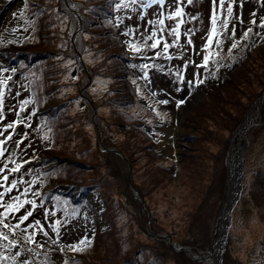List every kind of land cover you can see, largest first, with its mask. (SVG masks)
<instances>
[{
	"label": "rangeland",
	"instance_id": "374dc122",
	"mask_svg": "<svg viewBox=\"0 0 264 264\" xmlns=\"http://www.w3.org/2000/svg\"><path fill=\"white\" fill-rule=\"evenodd\" d=\"M31 1L0 0V65L9 66L13 73L12 77L6 76L4 79L0 76V81H4V85L0 86V92L4 95V104L0 110V141L4 142L0 145L4 150V155L0 157V194H2L0 205L12 203L14 197L35 201V204H25L19 211L11 213L4 207H0V214L6 217L4 222L12 225L18 223L17 218L26 214L27 211L33 213L29 220L14 233L9 232L3 225H0V231L21 237L22 230L27 228L29 233H35L34 237H37L38 229L31 228L29 225L39 220L44 231L48 233V236L43 234V237L48 241L55 240L66 248L85 237L99 236L100 239L95 242L101 245V248H111L115 245L114 238L119 240L118 234L126 231L127 243L132 252L127 253L124 259L121 258L119 264H147V259L154 257L153 252L148 248L155 251L157 247L158 252L165 250L163 247L169 242V237L160 236L159 233L170 234L176 246H182L181 249L177 248L181 251L176 253V257L175 254L169 253L172 259L161 252L160 258L166 264H210L207 256L216 252L215 239L222 236L224 241L218 252L220 264H264V242L262 241L264 202L257 206L250 193L252 173L258 161L264 159V111L261 112L264 106V88L259 92V84H264V69L258 68L257 76H254L252 81H245L241 74L250 71L245 69L247 63L236 69L240 62L245 61L240 54L235 56V59L239 61L235 64L234 70L221 68L216 78L213 77V73L210 74L207 67H197L202 64L203 55L206 54L203 49L206 37L211 31L212 0H194L191 5L187 3L182 5L185 23L180 28L181 36L175 45H173L174 38L168 34L167 27L174 26L175 21L166 19L168 13L174 10L172 0H165L163 6L155 0H147L145 6L140 9L124 7L121 9V16L118 17L113 12L112 16L106 15L105 8L98 0L93 8L91 6L94 0L88 6L84 4L83 6L86 7L84 14L80 8L82 5L78 6V9L73 11L76 17L72 15L74 18L72 22L76 24L73 39L79 28L77 16L90 18L93 13L96 16L86 21V27L96 26L98 33L104 39L106 36L112 41L111 44L106 39L107 43L87 42L90 52L97 57L94 67L97 71L95 74L98 75H93L86 80L80 78L77 85L67 83L68 95L60 94L64 90V84H61L60 89L57 90L58 81L46 68V72L43 70V62L35 63L34 67L27 64L26 58L24 62V55H28L29 52L22 47L24 44L18 43L20 40H12L15 32H26L30 26L27 23L30 20L28 17L22 21L19 18L20 20H16L14 26L10 25L11 22L14 23V13L20 4L22 9L25 5L27 9L32 8L29 11L34 17L33 20L41 24H38L39 26L43 29L50 27L45 24L48 20L44 18V8L38 6L41 3ZM229 1L225 0V8L221 11L219 0H217V29L225 30L223 34L226 38L225 43L219 47H226L233 40L241 41L242 47L236 49H242L241 51L246 52V56H251L247 61L250 64L249 61L252 59L254 64L252 63L249 68L251 71L256 70L258 63L264 58V53L262 54L264 45L258 48L259 45L264 44V29L260 28L259 22L256 25L250 22L254 18L259 21L264 16V0H234V2L231 0L233 15L230 19L226 11ZM72 2L67 0L68 5L74 6ZM111 3V1L104 2L105 7H111ZM98 10L104 13L98 15ZM33 11L36 12L38 19ZM127 12L129 13L125 15ZM193 16L196 17L195 20L191 19ZM159 19H165L163 32L160 31L158 23H149ZM224 19H228L227 29L223 28ZM121 21L122 24H119ZM249 27L253 29L251 38L244 39L242 37L244 30ZM189 28L193 29L192 45L187 44V37L184 35ZM125 29L132 31L133 34L127 35ZM233 29L235 30L234 38L230 35L231 33L229 34V31ZM154 30L159 37L163 36L160 37L162 42L159 47L152 48L149 45L142 50L146 51L148 58L141 57L139 53L130 52V44L134 39L152 44L154 40L147 38ZM53 33L51 34L56 37ZM93 33H87L89 39L93 38ZM164 40L173 45L168 50L177 56H168L163 63L161 58L156 56V52L160 51L161 47L164 49ZM215 45L214 39L213 46ZM76 52L78 53L77 47ZM49 54L53 56L51 52ZM161 56L164 57L165 53L161 52ZM52 58L47 59L45 64ZM145 60H152L148 70L137 67L136 61L139 63ZM55 65L54 68L58 67L57 63ZM66 67L73 73L66 72L68 76L73 77L76 74L74 80L82 76L83 70L80 67L75 68L71 65ZM100 67L103 71L99 72ZM185 69L186 72L183 74L182 71ZM197 73H199L198 76ZM45 79H48V84L45 83ZM200 80L203 83H199ZM46 87L47 91H51L53 95L50 98L46 96L48 92H44ZM86 88H89V92L85 91ZM106 91L107 93L104 94ZM247 93L254 96V101L242 108L244 118L237 127L234 126L232 132L237 135V138L234 141L231 137L227 151L229 153L234 144L233 151L241 152L239 153L241 179L239 178L238 183L241 188V180L243 181L244 178L245 186L241 188L240 196L230 217L227 212V223L222 224L221 229L220 225L225 217L224 209L229 197V167L224 191L225 199L221 201L220 208L218 204L215 207L210 205V198L216 193V181L219 178L218 172H214L212 168L213 158L219 151L220 140L224 138L226 141V136L224 131L222 136L221 130L210 125L209 121L215 117L214 115H209L211 117L207 118L204 115L215 113L220 108H228L230 102H237ZM79 96H81L78 102L81 107L79 112L73 109L69 111L68 107L63 106L68 100H72L69 105H73L76 102L74 97ZM25 101L27 103H24ZM164 101L167 103H163ZM203 101H206L205 105L208 106L197 107ZM47 103L49 106L43 111L60 113L51 117L46 115L51 121L45 125L42 120L45 113H41V107ZM56 104L59 108L54 110ZM258 105L259 112H257ZM21 106L27 116L25 121H23L24 113L21 111ZM251 113H255L254 118L241 134L240 126L247 122ZM130 119L137 123H147L151 126L149 127L151 130L155 129L158 136L157 142L153 145L159 156L148 151L147 142L142 143L137 140V134L133 132L142 125L138 126ZM226 121L227 125L233 124L228 119ZM23 122H31V124L27 127ZM64 122H70L76 129L71 132L70 140H63L66 144L72 143L73 148L70 151L60 152V150H54L53 143H56L55 134L58 128H68V124L63 125ZM9 123H13L14 127L5 131ZM87 123L91 124L94 139L98 140L99 145L101 143L100 147L104 150H101L102 153L86 141L92 138L91 132L89 134L84 129H88ZM221 124V121L217 123V125ZM251 127L253 130L247 131ZM104 129H109L108 134ZM104 135H107L105 136L107 139L111 136L115 144L126 151H120V148L113 144L111 146L103 144ZM190 135L193 137L190 138ZM8 136L12 139L9 140ZM87 147L93 150L90 151L86 149ZM83 149L90 151V154L88 156L80 154L79 152ZM105 149L111 152L106 153ZM48 152L61 158L59 161L67 160L66 163H69L71 168H80L90 177L88 181L93 183L92 189L83 193L84 200L76 210L72 209L68 219H65L63 209L56 201L51 199L45 204L43 196L47 195L46 190L55 189L70 193L74 189L50 177H47V183H42L43 175L33 167L36 163H41ZM185 156H188V160L180 166L179 162L181 163V159ZM117 159L122 163L119 169L114 165ZM161 160L164 161L161 162ZM159 163H164L167 168L170 165L171 167L169 170L161 168L158 166ZM17 165L21 166L20 170L12 172L11 169ZM2 174H7V181H4ZM130 176L141 190L129 183ZM13 180L17 181V186L11 192H5L6 188H11ZM237 193L238 190L234 197ZM75 194L78 195L77 192ZM112 195H114L113 202L109 203ZM136 195L142 202L135 199ZM218 196H215L211 202L214 203ZM211 207H214L216 211L210 212ZM203 212L209 217H203ZM132 219L134 221L128 228L126 223ZM57 221L60 222L57 225L59 235L53 230V225H56ZM114 223L119 228H114ZM110 229L112 232L109 233ZM140 247H144V250H140ZM66 255L69 256L63 249L57 252L54 258L62 261Z\"/></svg>",
	"mask_w": 264,
	"mask_h": 264
},
{
	"label": "trees",
	"instance_id": "16d2710c",
	"mask_svg": "<svg viewBox=\"0 0 264 264\" xmlns=\"http://www.w3.org/2000/svg\"><path fill=\"white\" fill-rule=\"evenodd\" d=\"M69 1H73V5L74 6H70L67 3V0H32V3H41V5L38 6H42L44 8V18H46L48 21L45 23L47 27L49 28H45L43 29L41 26H39L38 24L40 23H36V21H34V17L31 14V12L29 11V9L32 10V8L27 9V5H25V7L22 9L21 8V4L20 6L16 9V15L14 13V23L11 22V26L15 25V21L18 20L19 18L22 19L28 17L30 20L27 22L30 24V26L28 27L26 32H21V33H16L15 35H12L13 41H17L20 40L18 43L19 44H24L22 47L27 49V51L29 52L28 55H24V62H25V58L26 61L28 62L27 64L30 66H35V63L37 62H43V70L46 72L45 68L47 69L48 72L54 74V78L55 80L58 81V86H57V90L60 89V85L64 84L63 88L64 90L61 91L60 94L63 95H68V89L66 88V84L67 83H72L73 85H77L79 83L80 78L82 80H86L87 78H92L93 75H98L95 74L96 68L94 67V65L97 63L95 62V59L97 58L96 56H93L92 53L90 52V49L88 48V43H92V42H96L98 44L100 43H107L106 40L108 41L109 44H111L112 39H109L105 36L104 37L98 33L99 31L97 30L96 26H92V27H86V21L90 20V19H94L92 17H95L96 15L92 13V17L90 18H82V23L81 26H78V30L75 34V38L73 39V35H74V31H75V25L72 21H73V16L76 17V13L73 11H75L74 9H76L78 6L82 5L81 11L84 13H86V7H84L83 5L86 4L88 6V4L93 3V0H69ZM99 2H101V5L103 8H105V13H107L106 15L108 16H112V12L115 16H121L120 12L121 9L124 7H130L132 9H136V8H141L144 6L145 2L147 0H98ZM111 1V7L106 8L104 2H108ZM97 3V0H94L93 5L91 6V8H93L94 4ZM229 4H231V6H233V2L230 0ZM228 4V6H229ZM227 6V7H228ZM78 9V8H77ZM129 9V8H128ZM98 15H101L104 13V11H100L98 10ZM35 17L36 12L33 11ZM129 12H127L125 15H127ZM226 16V15H225ZM78 17V21H79V15ZM227 18V17H226ZM36 19H38L36 17ZM255 19V18H254ZM20 20V19H19ZM264 20V16H262V18L257 21L259 23H261V21ZM119 24H122V21L119 22ZM229 24V23H228ZM41 25V24H40ZM84 27V28H83ZM100 27V26H99ZM247 29L244 30V32ZM217 31L220 33V35L217 37V39L222 40L224 44L226 41V38H224V32L225 30H221V29H217ZM233 30L229 31V34L232 33ZM55 32V33H53ZM89 32H94L93 33V38L89 39V36L87 33ZM51 33L55 34L56 37H54ZM57 33V34H56ZM125 33L129 36H131L133 34L132 31H129L127 29H125ZM90 36V38L92 37ZM159 37V36H158ZM160 37H163L162 35ZM159 37V38H160ZM243 37V36H242ZM251 38V33L249 34V37ZM161 39V38H160ZM241 40V38H239ZM162 42V39H161ZM238 47L241 48L242 44H240L241 41L238 40ZM154 43V41H153ZM233 43V42H232ZM231 43V44H232ZM221 44V45H222ZM231 44L226 46V47H219L217 48V46H212L211 51L215 54V53H219V55H213L210 58V63L207 66V69L209 70L210 74L213 73V77H217L219 75V72L221 70V68L226 67L227 69H232L234 70L235 68V64L239 61L237 59H235V56L237 54H240L241 56H243L245 59V61H242L239 63L238 66H236L237 68H241V66H245V64L247 63V65L245 66V69H249V73L245 72L244 74H241V77L243 79H245V81H252L254 76H257V70L258 68H262L264 69V58L263 60L258 63L257 69H253L252 71L250 70V65H252V59L249 61L251 62L250 64L248 63V59H250L249 56H246V52L241 51L242 49H231ZM18 45V44H17ZM151 45L150 42H140L139 40H133V42L130 44L131 49L130 52L132 53H136V54H141V57H145L148 58L146 55V51H142L146 46ZM262 45H259L258 48H260ZM108 46V45H107ZM76 47L78 50V53L76 52ZM159 47V46H158ZM237 47V48H238ZM247 48V46L245 45V49ZM257 48V49H258ZM52 53L53 56H50L49 53ZM80 52V53H79ZM161 52L165 53V56H161ZM264 53V51L262 52V54ZM159 54V55H157ZM261 54V53H260ZM81 55V57L79 56ZM92 55V56H91ZM156 56L161 58L162 62L164 63L166 58L168 56H177V54L175 53H171L169 52V50H167V52H165V50L161 47L160 51L156 52ZM53 57V58H52ZM52 58V60L48 61L45 64V61H47V59ZM152 58V57H151ZM152 60H145L144 62H137V67L139 66V68L142 67V69L144 70H148L147 68H144L143 65L147 64L149 66V63ZM203 62V59L202 61ZM245 62V63H244ZM57 63L58 67L54 68ZM66 63V64H65ZM1 64V63H0ZM62 64V65H60ZM152 64V62H151ZM150 64V66H151ZM254 64V63H253ZM67 66H73L75 68L80 67L83 71H82V76L81 77H77L74 80V74L73 77H70L67 75L66 72H68L69 70L67 69ZM2 66V67H1ZM0 76L2 79H4L6 76H13V73L10 71L9 66L6 65H0ZM86 67V69L84 68ZM84 68V69H83ZM235 69V70H236ZM103 71L102 67H100L98 69V71ZM53 71V72H51ZM17 71H15L16 73ZM71 74L72 71H69ZM186 69L182 71L183 74H185ZM57 73V75H55ZM63 75V77H61ZM89 76V77H88ZM95 76V77H96ZM94 77V78H95ZM128 78V77H127ZM43 81V80H42ZM72 81V82H70ZM235 81V80H234ZM45 83L48 84V79H45ZM91 85V83H90ZM89 85V86H90ZM88 86V87H89ZM260 90L259 92H261L264 88V84L260 85ZM116 88H120V87H116ZM249 88V87H248ZM70 91V90H69ZM85 91L89 92V88H86ZM108 91V90H107ZM104 92L105 93H107ZM44 92H48V94H46L47 97H52L53 95L51 94V91H47V87L45 89ZM114 94V93H113ZM60 96V95H58ZM69 97H71V95H69ZM123 98V97H122ZM74 99L76 100V102L73 103V105H69V102H72V100H68L66 104H64L63 106L65 108L68 107V110L71 111L72 109L75 110V112H79L81 110V107L78 105L79 100L81 99V96L79 97H74ZM254 101V96L247 93L246 95H243L240 97V99H238L237 102H230V106L228 108H220L217 111H215V113H206L204 116L207 117H211L209 115H214L215 117L211 118L209 123L210 125L214 126L215 129H219L221 130L222 136H226V141L223 138L222 140H220L219 143V151H217L214 155V163L212 164V168L214 170V172H218L219 178L217 179V185H216V193L210 198V205L212 206H216V204L221 205V201H224L225 199V184H226V179L228 176V164H227V151L229 148V143L231 142V137H233L232 139L235 141L237 138V135L234 134L233 128L234 126L237 127L238 124L241 122V120L244 118L243 117V112L241 111L242 108L245 107L246 104L248 103H253ZM53 103H55V101H53ZM121 102H119L120 104ZM205 103H207L206 101L200 102V104L197 106L200 108L206 107L208 105H205ZM49 106V104L47 103L45 106L41 107L42 111L41 113H45L42 116V120L43 123L45 125H48L50 120V117L54 114L60 113V112H48L43 111L45 108H47ZM212 106V105H211ZM59 108V105L56 104V106L54 107V110H57ZM128 112V110H126ZM264 111V106L261 109V112L263 113ZM24 113V117H23V121H25V117H27L25 115V110L23 109L22 111ZM39 112V111H38ZM52 112V113H51ZM49 115L50 117L46 116ZM130 116V114H129ZM96 117H98V115H96ZM161 118V117H160ZM263 118H264V114H263ZM226 119L230 120L231 122H233V124L230 126V124L227 125V121ZM34 120V119H33ZM264 120V119H263ZM130 121H132V123H136L138 124V126L142 127L138 130H135L133 133L137 134V140H140L142 143L143 142H147V149L148 151H150L152 154H155L157 156H159V153H157L155 151L154 148V143L157 142V136L158 134L156 133L155 129L149 128L151 127L150 125H148L147 123H137L136 121L133 122L132 119H130ZM222 122L221 125H217L218 122ZM226 121V122H225ZM24 123V122H23ZM33 123V121H32ZM68 124V128L66 129L65 127H61L58 128V130L56 131L55 137H56V143H53V148L54 150H60V152H65V151H70L71 148H73V144H66L65 142H63L64 139L66 140H70V136H71V132H74V130L76 129V127L74 128V125H71L70 122H64L63 125ZM25 124V125H24ZM23 125L24 126H29L31 124V122L27 123L25 122ZM88 129L84 128L85 131L87 133L91 132V137L93 138H89L88 140H85L92 146L98 148L99 152H103L104 150L100 147L98 140L94 139V134L91 131V124L87 123ZM217 126V127H216ZM103 129V128H102ZM105 133L108 134L109 129H104ZM253 127H251L250 129H248L247 131H252ZM155 131V132H154ZM223 131H224V135H223ZM90 134V133H89ZM231 134V136H230ZM26 136V134H25ZM23 136V137H25ZM104 137L102 138V143L105 144L106 146H111L113 144L116 145L117 147H119V145L115 144V142L112 140L111 136L107 139ZM228 136H230V139H228ZM193 137L192 135H190V138ZM235 137V138H234ZM22 138V137H21ZM131 139H133V137H131ZM254 139V138H253ZM107 141V142H106ZM141 142H138L139 144ZM70 143V142H69ZM141 143V144H142ZM154 144V145H153ZM146 145V144H145ZM120 151L125 152L126 149L119 147ZM122 148V149H121ZM86 149H89L90 151L93 150V148L87 147ZM103 150V151H101ZM106 153L111 152L110 150L105 149ZM90 151L83 149L81 152H79L80 154L83 153V155L88 156L90 154ZM85 153V154H84ZM114 153V152H113ZM110 156L112 157L113 155L110 153ZM109 156V157H110ZM66 157V156H65ZM107 157V158H109ZM161 157V156H160ZM164 157V156H163ZM58 156L56 157V155L54 153H50L48 152L46 154V157L44 158V160H42L41 163H36L33 167L35 168V170H37L38 172L40 171V173L43 175V179H41L42 183H47L48 182V178H54L56 180H59L63 183H66L68 185H70L74 191L72 192H63V191H58L55 189H51V190H46L47 195L43 196V199L45 201V204L48 203V200H53L54 202L56 201L57 204L63 209V216L65 217V219L69 218V215L71 216V212L72 209L76 210L78 208V206L81 204V202L84 200V196L83 193L89 191L92 189L93 187V183L91 181H88L90 179V177L88 175H85L80 168H71L69 166V163H66L67 160L65 161H59ZM188 160V156H185L181 159V163L179 162V165L181 166V164H184V162H186ZM164 160H161V162ZM93 164V162H91ZM115 163V164H114ZM114 165H116L118 167V169L121 166V160L117 159V161H115ZM88 165V164H86ZM80 167H83L81 164H79ZM161 168H165V169H170L171 165L168 166V168L164 165V163H159L158 165ZM89 167V166H87ZM7 168V167H5ZM85 168V167H84ZM172 168H174L172 166ZM129 169V167H128ZM131 170V168H130ZM1 175V174H0ZM3 177L7 176V174H2ZM129 183H132L133 187H135L136 189H140L141 188L134 183L132 176L129 177ZM244 183V178L243 181L241 180V185H243ZM131 186V185H130ZM75 192L78 193L75 194ZM220 192V195L218 196ZM142 193V192H141ZM250 193L252 196V200L256 203V205H261L262 202H264V159H262L261 161H258V164L255 166V169L252 173V187L250 189ZM114 195H112V197L110 198V201L113 202V197ZM218 196V198L216 197L215 202L212 203L211 200L215 197ZM137 201L142 202V200L140 199V197L136 198ZM142 207V206H141ZM214 207L210 208V212L216 211V209ZM143 209V208H142ZM203 217H209V215H207V213L203 212ZM133 219L129 222H127L126 224L128 225L127 227L129 228V226L133 223ZM130 223V224H129ZM114 228H119L116 223L113 224ZM121 229V228H120ZM119 229V230H120ZM39 231V230H38ZM109 233L112 232V230L110 229L108 231ZM8 237L9 240H16V244L12 247H8V240H2L0 239V253L3 254L4 257H6V259L3 261V264H25V261L28 262V264H119L121 258H125L127 253H131V247L129 246V244L127 243V237L128 234L126 231H123L122 233L118 234L119 236V240H117L116 238H114L113 243H115V245H113L111 248L110 247H105V248H101V245H98L95 240L100 239V236L97 238L91 237V238H87L90 243L82 247V250L80 251H75L72 248L68 247H64L58 243H53V241H48L45 237H43V232L39 231V233L37 234V237H34V241L35 242H28V241H24L23 240V236L18 237L15 235H10L7 232H5ZM170 235V234H169ZM151 236V235H148ZM171 236V235H170ZM152 237V236H151ZM150 238V237H149ZM162 238V237H161ZM172 238V236H171ZM262 241L264 242V233H263V239ZM79 244V242L73 244V245H77ZM172 245L168 242V244L166 243V245L163 247L165 250H159L157 252V247L155 248V251H153L151 248H148L150 251L153 252V256L152 258L147 259L146 263L147 264H166V262L164 260H162L160 258V254L161 252H163L164 255H167L169 257H171L172 259V254H175L176 257V253L181 251V250H175L174 247H172ZM169 248H171V250H169ZM61 249H65L67 251V253L69 254L66 255L64 257V259L62 261H58L56 260L54 257L56 255L57 252L61 251ZM140 250H144V247H140ZM176 251V252H175ZM171 255H170V254ZM174 257V255H173ZM156 260H155V259ZM130 259V258H129ZM128 259V260H129Z\"/></svg>",
	"mask_w": 264,
	"mask_h": 264
},
{
	"label": "snow or ice",
	"instance_id": "6c2138e0",
	"mask_svg": "<svg viewBox=\"0 0 264 264\" xmlns=\"http://www.w3.org/2000/svg\"><path fill=\"white\" fill-rule=\"evenodd\" d=\"M156 3H158L159 5L163 6L165 4V0H155ZM194 0H172V3L174 5V10L172 12H169L166 19L169 20H173L175 21V25L174 26H167L169 29L168 34L173 36V45L176 44V42L180 39L181 36V32H180V28L181 26L185 23L184 20V16H185V12H184V8H183V4L187 3L189 5L193 4ZM234 2V0H233ZM212 4H213V11L211 14V31L210 34L206 37V43L204 45V52H206L205 55H203V62L202 64L197 65V67L200 68H205L208 66V64L210 63V58L213 55H219V53H213L211 51L212 46H213V42L214 39L216 40V46L217 48H219V46L223 43L222 40L217 39V37L220 35V33L217 31V20H218V16H217V12H216V7H217V0H212ZM225 8V0H219V9L221 11H223ZM227 17L230 19L233 15V7L231 6V4H229V6L227 7ZM191 19L195 20L196 17H192ZM242 22V21H241ZM149 23L151 24H156L158 23L160 25V31L163 32L164 28H165V19H159L158 21H149ZM252 25H256L257 21L255 19H253L250 22ZM260 28L264 29V20L261 21L260 23ZM223 28L227 29L228 28V19H224L223 20ZM253 31V29L251 27H249L244 33H243V38L247 39L249 37V34ZM193 33V29L189 28L184 32V35L187 37V44L188 45H192V39H191V35ZM233 38L235 37V30L233 29L232 33L230 34ZM149 40H154V43H152L150 46L152 48H156L161 44V39L158 38V34L157 31H152L151 35L147 38ZM238 41L233 40V43L231 44V49H235L238 47ZM170 45L167 40L163 41V47L165 52H167L168 48L173 46ZM159 55V54H157ZM171 58V57H169ZM190 63H195L194 61H189ZM144 68H147L148 65L145 64L143 65ZM197 76L199 75V73L196 74ZM10 79V78H9ZM199 83H203L202 80L199 81ZM4 85V81H0V86ZM24 103H27L26 101ZM163 103H167L166 101H164ZM180 103H183V101H180ZM4 104V95L3 92H0V110H2V106ZM21 111H23V106H21ZM17 123H19V121H17ZM14 127L13 123H9L6 126V129H12ZM8 139L11 140L12 137L8 136ZM4 142L0 141V145H2ZM4 155V150L2 147H0V157H2ZM20 165H17L16 167L12 168L11 171L12 172H18L20 170ZM4 181L8 180V176H4L3 177ZM17 186V181L13 180L11 182V188H6L5 192H11L13 188H15ZM2 195V194H0ZM25 204H35V201H30V200H20L19 197H14L13 198V202L12 203H8L6 205H0V207H4L6 209L7 212L11 213V212H17L19 211L21 208L24 207ZM33 215L32 211H27L26 214L19 216L18 219V223L12 225V224H7L5 223V219L6 217L3 216V214H0V225H3L4 228H7L9 230V232H15L16 229H20L21 225L25 223V221L29 220V217H31ZM59 221L56 222V225H53V230L57 232V235H59V229L57 227V225H59ZM29 227L34 228V229H38L39 231H43V234L45 236H48V233L46 231H44L43 229V225L41 224V222L39 220H36L33 224H30ZM23 232V240L24 241H28V242H35L34 241V236L35 233H29L27 228H24L22 230ZM0 239L2 240H8V247H12L16 244V240L12 239L9 240L8 235L3 232L0 231ZM57 241H53V243H56ZM90 241L85 237L84 239H82L81 241H79V244L77 245H71L69 246L70 248H72L75 251H80L82 250L81 246L87 245L89 244ZM63 250V249H61ZM6 259V257L3 256L2 253H0V264H3V261ZM25 264H28L27 261H25Z\"/></svg>",
	"mask_w": 264,
	"mask_h": 264
},
{
	"label": "bare ground",
	"instance_id": "6f19581e",
	"mask_svg": "<svg viewBox=\"0 0 264 264\" xmlns=\"http://www.w3.org/2000/svg\"><path fill=\"white\" fill-rule=\"evenodd\" d=\"M254 115H255V113H251L247 122L242 124L240 126V129L243 130L245 128V126L254 118ZM239 153H240L239 151H233L232 150V153L230 154V156L228 158V167L230 169L229 197H228L227 203L225 205V209H224L225 217H224V219L220 225L221 229L223 227L222 224L224 225L227 223L226 214H227V212L231 206L232 201L234 200V195L236 193L237 186L239 185V183H238L239 178L241 179V177H240L241 174H239L240 173V166H241ZM221 233H222V231H221ZM223 241H224V237L222 238V236H218L215 239L214 246H215L216 252H213L207 256L208 257L207 260L209 261L210 264H220V260H219L220 254H218V252H219V248L223 244Z\"/></svg>",
	"mask_w": 264,
	"mask_h": 264
},
{
	"label": "water",
	"instance_id": "95a60500",
	"mask_svg": "<svg viewBox=\"0 0 264 264\" xmlns=\"http://www.w3.org/2000/svg\"><path fill=\"white\" fill-rule=\"evenodd\" d=\"M79 18H80V19H79V26H80L81 23H82V17H81V15H79ZM257 112H259V105H258ZM246 128H247V126H245V128H244L243 130H240V131H241V134L244 133V130H246ZM232 144H233V143H232ZM238 145H239V143H238ZM234 146H235V145L233 144V146H232L231 149L229 150V153H228V156H227V159H226L227 163H228V157H229L230 154L232 153V150H233ZM240 153H241V152H240ZM241 188H242V185H241ZM241 188H240L239 185L237 186L238 193H237L236 196L234 197V200L232 201L231 206H230V208H229V210H228V215H229V217L231 216V211L233 210L234 205H235L236 201L238 200V198H239V196H240ZM237 190H236V191H237ZM134 191H135V190H134ZM143 208H144V207H143ZM159 235H160V236H163V237H165V236H166V237H169V242L171 243V245H172L175 249L182 247V246H176V243L171 239V237H170L169 235L162 234V233H159ZM180 249H181V248H180ZM180 249H177V250H180Z\"/></svg>",
	"mask_w": 264,
	"mask_h": 264
}]
</instances>
